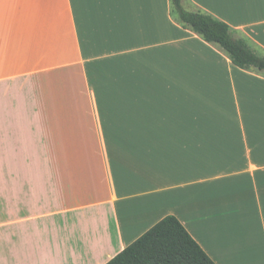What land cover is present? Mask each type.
I'll return each mask as SVG.
<instances>
[{"label":"crops","instance_id":"crops-1","mask_svg":"<svg viewBox=\"0 0 264 264\" xmlns=\"http://www.w3.org/2000/svg\"><path fill=\"white\" fill-rule=\"evenodd\" d=\"M186 3L264 50V0ZM1 163L0 264H107L167 216L264 264V76L170 0H0Z\"/></svg>","mask_w":264,"mask_h":264},{"label":"trees","instance_id":"trees-1","mask_svg":"<svg viewBox=\"0 0 264 264\" xmlns=\"http://www.w3.org/2000/svg\"><path fill=\"white\" fill-rule=\"evenodd\" d=\"M170 2L171 15L185 29L217 46L236 67L264 76V50L214 15L201 9L187 10L184 0ZM107 264L216 263L175 216H167Z\"/></svg>","mask_w":264,"mask_h":264},{"label":"rangeland","instance_id":"rangeland-1","mask_svg":"<svg viewBox=\"0 0 264 264\" xmlns=\"http://www.w3.org/2000/svg\"><path fill=\"white\" fill-rule=\"evenodd\" d=\"M184 7L187 9V10H190V11H195L196 10V8H193L192 6H189L188 5V3H186L185 5H184ZM205 12V11H204ZM239 35H241L240 33H239ZM255 48V47H254ZM1 152H2V150H1ZM4 156H6L7 155V150H4V154H3ZM1 156H2V153H1ZM7 171V165L5 164V163H1L0 164V172L1 173H4V172H6Z\"/></svg>","mask_w":264,"mask_h":264}]
</instances>
